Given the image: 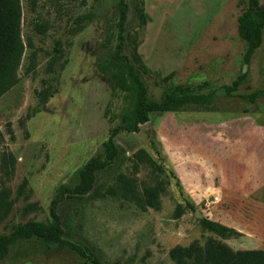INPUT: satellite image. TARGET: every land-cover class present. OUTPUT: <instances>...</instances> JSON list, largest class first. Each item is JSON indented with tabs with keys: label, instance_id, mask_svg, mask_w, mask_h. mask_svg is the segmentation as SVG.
I'll return each mask as SVG.
<instances>
[{
	"label": "rangeland",
	"instance_id": "374dc122",
	"mask_svg": "<svg viewBox=\"0 0 264 264\" xmlns=\"http://www.w3.org/2000/svg\"><path fill=\"white\" fill-rule=\"evenodd\" d=\"M242 1L125 0L123 54L132 59V42L137 44L148 98L157 101L172 85L206 82L203 91H215L217 99L209 110L154 113L137 133L119 131L113 138L119 149L114 164L97 172L88 195L58 206L64 239L89 248L102 264H173L168 253L175 246L223 242L201 228L194 211L218 223L226 204L244 198L237 180L251 174L254 153L264 152V30L261 46L245 65V44L237 34ZM19 2L25 46L19 82L0 98V158L11 154L16 162L7 180L0 168V183L14 198L26 179L30 194L14 203L0 225L2 234L27 221H52L49 209L57 188H73L91 158H104L111 131L130 125L135 101L125 64L115 58L116 0ZM259 5L264 8V0ZM45 25V33H38L36 27ZM31 64L35 68L27 73ZM241 74L246 77L237 95L263 93L253 104L222 95V87ZM150 139L163 161L151 150ZM139 149L155 165L164 162L179 186L147 164L134 169L132 155ZM119 174L135 178L138 191L163 181L159 209L140 211L119 198H100ZM186 202L194 210L174 218L175 207ZM31 203L38 209L24 215ZM258 241L249 246L264 247V235ZM0 264H84V259L30 239L11 247Z\"/></svg>",
	"mask_w": 264,
	"mask_h": 264
},
{
	"label": "trees",
	"instance_id": "16d2710c",
	"mask_svg": "<svg viewBox=\"0 0 264 264\" xmlns=\"http://www.w3.org/2000/svg\"><path fill=\"white\" fill-rule=\"evenodd\" d=\"M32 5L36 0H31ZM119 7L117 20V44L115 47V58L125 64L127 77L130 79L134 92L135 101L133 104L131 123L127 127L114 128L105 143V154L103 159L91 158L79 173L78 183L69 188L59 186L55 198L50 203V217L52 221L38 222L27 221L17 224L10 232L0 233V261L4 260L10 251L21 240L38 239L48 247L58 250L68 249L84 259V264H102L101 260L87 247L67 241L64 239L63 229L57 215L58 206L67 198H82L88 195L96 180L97 172L111 167L119 155V149L113 142V138L119 131L137 133L140 127L150 120L154 113L181 112L187 109L209 110L214 107L217 99L215 91H203L208 86L206 82L196 86L176 84L167 87L157 101L148 98V90L141 75L146 73L140 56L136 53L137 44L133 41L132 59L123 54L125 43V23L128 6L125 0H116ZM245 9L237 18V34L244 42L245 48L242 60L245 65L255 51L262 44L264 30V8L260 10L259 0H243ZM138 15L143 21L142 9H138ZM21 7L19 0H0V98L19 82L17 71L23 56L25 46L20 34ZM37 32L44 34L47 26H37ZM35 64H31L27 70L30 73L34 70ZM141 70V73L138 72ZM246 75L241 74L230 85L222 87V95L226 98L238 97L248 104H253L261 97L262 91H254L247 95H237L236 92L243 85ZM151 150L159 160H164L156 149L153 139H150ZM133 168L137 169L138 164H147L152 171L160 174L165 172L176 180L174 173L164 166H159L143 149L137 150L132 155ZM15 159L11 154H3L0 158V168L4 179H9L14 171ZM28 181L23 179L16 189V195L11 197V190L0 183V225L11 213L14 203L19 198L26 199L30 191L27 190ZM165 192L164 182L159 181L155 185L143 187L137 190L136 179L119 174L114 185L108 186L104 192L99 193L100 198H119L125 202L133 203L140 211L147 209L158 210L159 198ZM38 209L37 203H31L23 208V214H28ZM193 211L192 204L186 202L184 206L177 205L173 216L179 218L185 211ZM202 229L213 233L224 239L228 234V228L213 222L207 218L198 220ZM168 256L173 264H264V250H232L221 241L208 239L203 246L193 241L188 246H175L170 249Z\"/></svg>",
	"mask_w": 264,
	"mask_h": 264
},
{
	"label": "crops",
	"instance_id": "0c3cea01",
	"mask_svg": "<svg viewBox=\"0 0 264 264\" xmlns=\"http://www.w3.org/2000/svg\"><path fill=\"white\" fill-rule=\"evenodd\" d=\"M254 156L251 174L243 173L236 183L244 198L237 197L234 203L226 204L227 210L221 213L218 221L228 228L223 243L234 251L264 250V247L249 246L250 243L260 244L258 240L264 235V152H255ZM247 191L251 196L244 195ZM233 241L235 245L231 244Z\"/></svg>",
	"mask_w": 264,
	"mask_h": 264
},
{
	"label": "water",
	"instance_id": "95a60500",
	"mask_svg": "<svg viewBox=\"0 0 264 264\" xmlns=\"http://www.w3.org/2000/svg\"><path fill=\"white\" fill-rule=\"evenodd\" d=\"M263 7H260V10H262ZM194 217L198 220L203 219V216L201 215V213L199 211H194Z\"/></svg>",
	"mask_w": 264,
	"mask_h": 264
}]
</instances>
